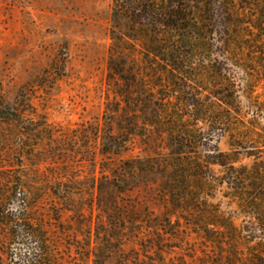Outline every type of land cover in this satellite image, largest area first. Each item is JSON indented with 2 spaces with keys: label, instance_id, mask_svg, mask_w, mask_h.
Instances as JSON below:
<instances>
[{
  "label": "rangeland",
  "instance_id": "1",
  "mask_svg": "<svg viewBox=\"0 0 264 264\" xmlns=\"http://www.w3.org/2000/svg\"><path fill=\"white\" fill-rule=\"evenodd\" d=\"M111 1L0 0V100L18 115L16 122L0 119V264H264V240L202 234L218 221L210 217L213 205L239 229L264 225V203L242 208L218 185L223 169L205 166L216 146L237 149L236 165L249 167L255 159L247 154L264 157V140L230 143L218 131L211 138L200 120L189 124L195 143H176L173 84L160 89L153 78L145 89L130 83L133 102L122 110L116 91L125 84L108 78ZM233 7L211 1L210 61L239 84L220 43L238 26L226 20ZM199 79L194 94L202 98L219 83ZM162 95L173 103L167 113L153 106ZM258 122L264 128V119ZM178 160L201 164L198 207L192 196L174 203V193H189L176 179ZM190 178L186 173L193 185ZM23 225L42 235L36 262L37 243Z\"/></svg>",
  "mask_w": 264,
  "mask_h": 264
},
{
  "label": "trees",
  "instance_id": "2",
  "mask_svg": "<svg viewBox=\"0 0 264 264\" xmlns=\"http://www.w3.org/2000/svg\"><path fill=\"white\" fill-rule=\"evenodd\" d=\"M211 1L112 0L108 78L125 84V88L117 85L116 91L123 103L122 110L130 106V101L133 102L128 96L130 83L144 89L146 78H153L162 84L158 87L160 89H172L169 84H173L176 143H195L198 132L194 128L192 130L189 124L200 120L207 126L211 138L218 131L228 137L230 143L264 140V128L258 122V119H264V0H222L226 5L237 4L239 7L225 10V14L230 17L226 19L228 26L234 29L236 23V28L247 25L246 29L240 27V31H236V28L235 31H224V39L220 42L225 63L235 67L241 74L239 84L219 68L220 63L210 61L213 48L211 28L214 27ZM240 17L245 20L243 23L237 22ZM197 58L203 60V65H196ZM203 74L209 75L210 80L219 81L204 98L194 94L196 88H201L199 77ZM164 96L155 101L153 106L158 107L159 112L167 113V108L173 103L171 97L164 99ZM249 112L252 116L247 118ZM0 119L7 122L18 120L13 108H9L2 100ZM213 152L205 166L211 173L212 167L223 169L218 185L225 184L242 208H246L247 204L248 207L254 206L256 201L264 203V157H258L257 153L247 154V157H253L255 161L245 167L236 165L237 159L232 158L238 155L237 149L232 153H221L215 146ZM174 170L184 191L185 188L189 191L179 196L174 193V203L185 205L184 201L187 202L189 196H192L190 205L193 203L198 207L197 192L202 183L201 164L196 160L190 163L178 160ZM186 173H191L190 182L193 185L186 181ZM121 182L125 184L124 180ZM204 185L210 191L216 187L213 182H205ZM178 189V186L175 187V190ZM212 208L210 217L218 221L204 225L202 234L206 238L226 242L255 238L264 240V225L239 229L232 222L218 216L216 205ZM22 230L37 243V254L33 260L36 262L37 257L43 253L44 243L38 241L42 235L34 227L23 225ZM194 230L195 234L200 233L197 227Z\"/></svg>",
  "mask_w": 264,
  "mask_h": 264
}]
</instances>
